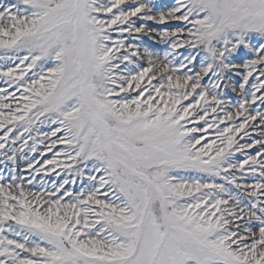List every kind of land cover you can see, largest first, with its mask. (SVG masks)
Returning <instances> with one entry per match:
<instances>
[{"label":"snow or ice","instance_id":"6c2138e0","mask_svg":"<svg viewBox=\"0 0 264 264\" xmlns=\"http://www.w3.org/2000/svg\"><path fill=\"white\" fill-rule=\"evenodd\" d=\"M262 109L264 0L0 3V264H264Z\"/></svg>","mask_w":264,"mask_h":264},{"label":"rangeland","instance_id":"374dc122","mask_svg":"<svg viewBox=\"0 0 264 264\" xmlns=\"http://www.w3.org/2000/svg\"><path fill=\"white\" fill-rule=\"evenodd\" d=\"M11 2H12V0H0V3H3V4H8V3H11ZM168 2H171V0H168ZM143 43H144L145 46H152V47H156V48L162 47V46H156V45H154V43H153L152 41H149V40L147 39V37L144 38ZM179 51H180L181 53H184V50H183V49H181V50H179ZM185 54H186V53H185ZM234 79H238V78H234ZM227 95H228L230 98H232L233 102H235V100H236V96H235L234 93L231 92L230 89L227 90ZM185 103H187V102H185ZM262 110H264V109H262ZM208 119H211V117H208ZM202 123H203V122H202ZM189 127H191V125H189ZM221 127H223V126H221ZM194 135L201 136V135H203V134H202V133H196V134H194ZM214 138H215V133H214V131L211 130V129H209V132H208V134H207V141L202 140L201 143L203 144V143H205V142H210V141L213 140ZM246 139H247V138H246ZM243 142H244V141H241V143H243ZM200 146H201V145H197V147H200ZM251 151L253 152V154L255 153V149H252ZM49 156H51V153H49ZM241 158H242V157H241ZM56 171L59 172L60 170L57 169ZM62 178H63V174H62L60 177H57L55 173H52L50 176L43 177V179H44L45 181H47V186H50L53 180H59V179H62ZM36 180H37V181H40V180H41V177H40V176H37V177H36ZM29 187H32V186H29ZM75 187L77 188V190H79V187H80L79 182L77 183V185H76ZM33 190H35V188H33Z\"/></svg>","mask_w":264,"mask_h":264}]
</instances>
